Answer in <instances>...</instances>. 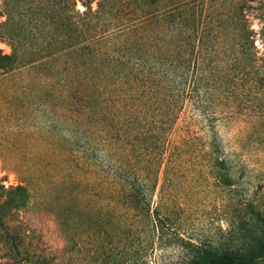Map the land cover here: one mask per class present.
<instances>
[{
    "label": "trees",
    "instance_id": "trees-1",
    "mask_svg": "<svg viewBox=\"0 0 264 264\" xmlns=\"http://www.w3.org/2000/svg\"><path fill=\"white\" fill-rule=\"evenodd\" d=\"M80 1L81 11L67 3L63 52L8 70L17 56L0 50L3 76L22 79L20 120L30 90L34 125H50L35 134L36 164L22 172L44 182L48 163L66 192L107 188L123 207L150 210L179 125H264V55L255 44L259 36L264 45V0ZM252 19L259 31L249 29ZM209 132L213 175L230 185L218 132ZM4 193L0 228L18 249L5 207H24L30 194L21 184ZM185 264H264V244L198 247Z\"/></svg>",
    "mask_w": 264,
    "mask_h": 264
},
{
    "label": "rangeland",
    "instance_id": "rangeland-1",
    "mask_svg": "<svg viewBox=\"0 0 264 264\" xmlns=\"http://www.w3.org/2000/svg\"><path fill=\"white\" fill-rule=\"evenodd\" d=\"M67 3L71 0H0V50L17 56L8 70L66 50ZM71 6L84 8L80 0ZM260 25L252 19L249 29L259 31ZM255 44L264 55L259 36ZM21 85L19 75L4 77L0 71V201L4 190L19 184L30 194L24 207H5L13 212L8 228L18 249L0 228V264H185L198 247L264 244L257 216L264 217V125H179L178 144L148 195L150 210H138L113 201L116 193L107 188L66 192L54 186L55 177L64 178L52 176L48 163L44 182L33 169L20 170L36 164L35 134L50 126L34 125L30 90L27 118L20 120ZM211 126L218 132L230 185L212 172ZM59 134L68 135L61 128ZM101 145L95 147L99 163L105 162Z\"/></svg>",
    "mask_w": 264,
    "mask_h": 264
}]
</instances>
